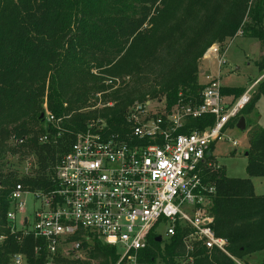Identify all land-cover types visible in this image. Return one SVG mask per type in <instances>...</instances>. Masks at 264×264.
<instances>
[{
  "label": "trees",
  "instance_id": "16d2710c",
  "mask_svg": "<svg viewBox=\"0 0 264 264\" xmlns=\"http://www.w3.org/2000/svg\"><path fill=\"white\" fill-rule=\"evenodd\" d=\"M250 10L252 25L244 27ZM240 31L264 41V0H0V155H34L38 164L21 177L3 172L0 165V264H9L18 252L29 264L46 262L44 251L35 252L41 239L12 232L7 225L8 196L19 182L46 188L48 175L92 120L104 119L106 133L124 135L126 111L135 100L165 98L171 107L180 92L199 99L204 88L200 59L214 43L223 44ZM105 75L123 82L109 91L113 86ZM229 90L236 97L244 92ZM98 93V100L112 106L94 108L91 98ZM262 96L264 84L254 102ZM46 100L55 115L68 117L61 136L41 144V135H57L40 118ZM214 120L212 115L191 120L182 132L206 128ZM252 131L247 177H228L222 167L210 174L217 190L213 227L238 259L264 256V194L255 193L251 180L264 179V129ZM24 136L25 143L8 146L12 138ZM159 250L160 244L150 239L141 256L152 261ZM180 250L178 239L166 247L169 264ZM91 256L102 264L119 260L114 247L99 242ZM195 264L235 262L215 250L211 255L202 251Z\"/></svg>",
  "mask_w": 264,
  "mask_h": 264
},
{
  "label": "built area",
  "instance_id": "2783aa9c",
  "mask_svg": "<svg viewBox=\"0 0 264 264\" xmlns=\"http://www.w3.org/2000/svg\"><path fill=\"white\" fill-rule=\"evenodd\" d=\"M203 57L216 59L219 74L227 63L221 43L210 46ZM206 79L199 99H188L180 92L171 107L165 98L135 100L126 111L124 135L106 133L104 119L89 122L48 175L46 188L19 182L11 190L6 213L10 230L41 239L35 252L46 253L45 264H90L86 255L91 257L96 242L115 248L119 255L115 264H169L166 247L176 239L181 250L172 264H195L202 251L211 255L215 250L238 264L240 259L229 253L228 240L213 227L217 190L210 174L221 167L213 161V151L218 141L238 146L225 132L229 125H238L253 91L264 80V70L238 97L222 93L220 76L206 74ZM105 82L117 89L123 80L105 75ZM99 101L96 107L113 104ZM43 109L44 123L57 135H41V144L61 136L68 117L55 115L47 100ZM207 115L214 116L212 125L182 132L191 120ZM27 138L11 142L19 145ZM29 156L33 170L37 169L36 157ZM26 195L32 197L33 217H22L18 225ZM159 236L161 242L156 241ZM150 239L160 244V250L147 261L141 253L150 247ZM9 264L29 263L18 252Z\"/></svg>",
  "mask_w": 264,
  "mask_h": 264
},
{
  "label": "rangeland",
  "instance_id": "374dc122",
  "mask_svg": "<svg viewBox=\"0 0 264 264\" xmlns=\"http://www.w3.org/2000/svg\"><path fill=\"white\" fill-rule=\"evenodd\" d=\"M257 0H253L255 3ZM252 25V10H250L249 15L245 20L244 27H249ZM242 36L238 37L234 40L233 43L230 44L228 52L226 54L227 63L223 65L221 69V83L223 87H226L224 90L225 94L228 96L234 94L228 93L229 88H247L250 83L261 75L264 68V60L262 67L257 64V61L260 60L264 52V44L262 41L249 38L245 33L240 34ZM223 47L226 46V42H224ZM199 69L206 70L205 73H212V75H219V69L217 66V61L215 58L210 60H205L202 57L199 61ZM199 82L204 85L207 82L206 74H201L199 71ZM264 84V80L255 88L253 91V99L251 103L245 108V110L241 113V117H245L246 120V129L241 130L237 127V125H229L227 128L225 135L231 139H236L239 144L237 147L232 145V142L228 140L218 141L214 148V159L213 161L217 165H221L222 168H225L226 174L229 177L234 178H246V166H247V157L245 156V152L250 148V135L253 131L251 129L264 126V97L260 98V102L257 105V102H254V97L259 91L260 85ZM110 89L109 91H112ZM246 89H243L245 91ZM241 92V93H242ZM148 97V96H147ZM150 97V96H149ZM236 97V96H235ZM97 94L91 98V101H95V108H103L96 107L100 101L98 100ZM104 103V102H103ZM101 102V105H103ZM258 106V108H257ZM248 112L251 114L248 117ZM240 117V118H241ZM249 118V119H248ZM99 119V118H98ZM15 145L14 142H9L8 146L13 147ZM32 156L21 155V154H12V152L8 151L5 154L0 155V165L3 172L7 173L9 171H16L18 175L21 177L25 173H31L33 170L32 164ZM35 169V168H34ZM252 182L254 184L255 192L259 194H264V179L262 177H253ZM26 208L19 215L18 225H20L22 217L28 216L32 219V197L30 195H26ZM119 250V248H118ZM90 264H102L100 263L101 259L95 258L93 256L90 257V254L86 255ZM263 255H253L250 258L240 259L238 264H264V260L262 259ZM263 260V261H262Z\"/></svg>",
  "mask_w": 264,
  "mask_h": 264
},
{
  "label": "crops",
  "instance_id": "0c3cea01",
  "mask_svg": "<svg viewBox=\"0 0 264 264\" xmlns=\"http://www.w3.org/2000/svg\"><path fill=\"white\" fill-rule=\"evenodd\" d=\"M241 33L239 32L234 38H231V39H227L225 42H226V46H225V48H226V54H227V52H228V49H229V46H230V44L231 43H233L234 42V40L235 39H237L238 37H240V36H242V35H240ZM243 37V36H242ZM250 38V37H249ZM255 39H257V38H255ZM259 40V39H258ZM260 41H262V40H260ZM263 42V44H264V41H262ZM263 60H264V52H263V54H262V56L260 57V60L259 61H257V64H259V66H261V64H263ZM201 71V74H203V75H205V74H207V73H205L206 72V70H204V69H201L200 70ZM214 71H212L211 72V75H212V73H213ZM208 74H210V73H208ZM217 76H220V78H221V72H220V74L219 75H217ZM259 77V76H258ZM255 80V79H254ZM253 80V81H254ZM252 81V82H253ZM251 82V83H252ZM250 83V84H251ZM241 88V87H240ZM243 89H246L245 87H242ZM230 96H233V95H230ZM263 97V96H262ZM259 102H260V99L257 101V105L259 104ZM257 108H258V106H257ZM248 117H250L251 116V114H249V112H248V115H247ZM249 119V118H248ZM261 128H263L264 129V126H260ZM250 131H252V129L250 130ZM229 177V176H228ZM252 178L253 177H251V180H252ZM253 183V182H252ZM254 185V184H253ZM254 191H255V189H254ZM257 195H263V194H259V193H257V192H255Z\"/></svg>",
  "mask_w": 264,
  "mask_h": 264
},
{
  "label": "water",
  "instance_id": "95a60500",
  "mask_svg": "<svg viewBox=\"0 0 264 264\" xmlns=\"http://www.w3.org/2000/svg\"><path fill=\"white\" fill-rule=\"evenodd\" d=\"M43 117H44V114L41 113L40 118L43 119ZM237 127H238L239 129H241V130L246 129V120H245V117H244V116L241 117V118L239 119V122H238ZM247 154H248V153L245 152V156H247ZM156 241H157V242H161V241H162V238L159 236V237L156 238Z\"/></svg>",
  "mask_w": 264,
  "mask_h": 264
}]
</instances>
